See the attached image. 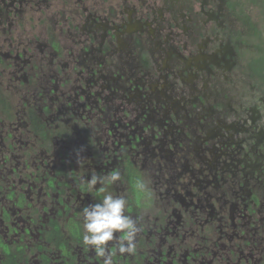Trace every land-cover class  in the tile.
Returning <instances> with one entry per match:
<instances>
[{"label":"rangeland","instance_id":"rangeland-1","mask_svg":"<svg viewBox=\"0 0 264 264\" xmlns=\"http://www.w3.org/2000/svg\"><path fill=\"white\" fill-rule=\"evenodd\" d=\"M253 2L0 0V94L12 103L9 110L0 111V182L3 183V179L6 181L12 174L14 185L19 187L21 181L22 184L25 182L21 179L24 172L37 170L38 166L40 180L30 181L32 186L25 189L33 203L28 208L26 219H29L33 207L39 209L43 222L55 215L57 193L48 190L47 194L45 190L47 174L53 173L55 167L63 164L68 170H75L80 180L97 172V175H105L115 167L122 170L125 150L140 166L142 179L147 185L136 207L142 214L134 212L130 215L141 229L138 236L159 226L162 228L170 219L168 229H176L179 237L184 230L188 234L179 242L177 239L176 245L186 246L188 252L203 247L214 252V256H229L241 236L213 235L211 226H200L191 215L202 210L212 225L223 223L219 215L224 212L217 211L218 204L215 202L217 199L219 203V191L226 186L230 192L242 191L235 194L245 192L246 196L249 195L247 188L229 182L226 166L239 175L243 168L235 161L243 156L242 150L249 149L250 154L255 156L263 150L256 139H260L259 135L255 137L249 132L245 135L243 130H237L243 124L241 117L246 116L244 109L250 105V100L264 101V87L258 89L253 77L244 69L247 57H253L264 49L262 27L256 29L258 35L244 24L246 17L257 11L249 8ZM50 27L61 47L59 55L49 43ZM136 34L147 46L149 67L141 62L142 56L132 44L131 36ZM69 53L72 59L68 58ZM76 54L81 57L77 58ZM85 61L100 62L96 83L91 76V80H84L85 71L78 75ZM135 61L140 64L138 68L134 66ZM210 61L219 64L222 61L227 67L234 61L235 65L226 72L213 69L212 75L205 71H202V76L195 75L193 69L197 68L196 65L203 66ZM134 75V88L130 87L131 82L126 78L121 79L122 76L130 78ZM79 76L81 79H78ZM153 79H158V83L153 84ZM55 80L60 83L56 90L68 88L73 91L76 85H81V97L91 92L93 98H98L101 105L106 106V116L108 114L109 117L102 124V129L96 127L98 121L92 120L86 109H76L78 104L87 103L84 99L76 102L74 110L79 113L74 117L67 110L68 116L63 120L64 113L55 106L60 104L59 98L50 99L59 95L49 92ZM67 80L69 82L62 85ZM171 81L174 85H170ZM114 86L118 90L112 91ZM36 91L46 94L44 103L48 98L47 104L52 107L48 110L43 108L45 105L34 99ZM32 105L39 107L48 128L57 130L54 127L61 126L71 129L70 133L75 128H88L93 130L97 140H92V145L86 147L87 151L74 150L71 145L63 148L66 147L62 145L63 139L50 136L46 140L40 139V142H36L37 138L30 140L17 125ZM255 105L252 117L260 119L258 121L263 126L256 124L264 129V104ZM110 118L112 125L119 118L122 121L113 128L108 124ZM17 127L20 131L13 137L8 136V131H17ZM233 127L236 129L232 131L230 128ZM29 140L32 144L36 142L35 147L32 146L34 152L29 153L31 155L21 148L25 142L28 146ZM73 140L74 137L65 139L72 143ZM234 164L235 168H232ZM200 168L202 174L197 172ZM219 178L227 183L220 184ZM176 183L182 188L176 187ZM107 190L114 195L126 193L121 180L108 185ZM4 197L6 195L0 192L1 204L11 206L10 200ZM64 199L79 208L80 212L82 206L94 203L81 192L68 193ZM181 199L187 203V208L182 205ZM261 203L263 208L260 210L257 205L258 211L251 215V226L257 228L259 236L264 232V201ZM211 205L215 207L214 213L207 215ZM190 212L193 213L190 215ZM24 214V209L12 214V221L19 232H23L28 225L25 217H21ZM176 214L181 221L172 227ZM144 216V220H148L146 225L142 224ZM245 218L239 219L243 221ZM150 222L155 224V228L149 226ZM37 227H30L35 236ZM172 243V239L168 238L164 242L165 248ZM144 248L155 250V247L147 245ZM49 255L53 256L52 253ZM30 259L34 262L31 264H40L37 256L31 255ZM237 262L236 259L234 264Z\"/></svg>","mask_w":264,"mask_h":264},{"label":"flooded vegetation","instance_id":"flooded-vegetation-1","mask_svg":"<svg viewBox=\"0 0 264 264\" xmlns=\"http://www.w3.org/2000/svg\"><path fill=\"white\" fill-rule=\"evenodd\" d=\"M254 2L251 7L249 6V8L257 9V11L255 10L254 14H249L246 17L244 24L248 25V27L253 29L254 33H257L258 35L260 34L256 29L262 27L263 34L261 33V35L264 37V0H254ZM232 6L235 7L233 4ZM53 34L54 32L52 27H50V32L48 34L50 38L49 43L52 46V49L56 52V55H59L61 52V47L59 41L57 38H55V36H53ZM131 38L133 39V46L138 48V54L142 56V58H140L141 62L145 66L149 67L150 61L147 57V46L145 45L143 39L139 34H136L135 36L132 35ZM106 44L108 45V43ZM233 44L236 45L235 42H233ZM104 49L106 50L107 48L105 47ZM243 55L245 54L243 53ZM143 56L145 58H143ZM76 57L79 58L81 56L76 54ZM68 58L72 59V55L70 53L68 54ZM83 58H86L85 55H83ZM246 60L247 64H244V69L248 71L250 77H253V81L254 83H257L258 89L263 88L264 49H262L260 53H256V55L253 57H247ZM134 64L135 68L140 66V64L136 61ZM234 65V61L229 67L224 66L222 61H220V64L216 61H210L203 66L196 65L197 68L193 70L195 75L198 76H202V71L212 75L213 69L214 71L221 70V72H226L231 70V67H234ZM99 66L100 62L95 63L89 61L87 63V61H85V64L82 65L83 68H80L78 75L85 71L87 72V75L85 76L84 80L90 78L91 76V78H93V83H96V75H99ZM165 76L167 77L168 75L166 74ZM165 76L164 78L166 80ZM122 78H126L129 82H131L130 87L134 88L132 82H134L136 78L135 75L130 76V78L122 76L121 79ZM78 79H81V77L79 76ZM158 81V79H153L152 83L157 84ZM68 82L69 80L63 82L62 85L65 86V84ZM53 83L54 84H52V86L49 88V92H55L59 95L56 97L54 94L55 96L51 97L50 99L53 100L54 98H59L60 104H56L55 106H57L64 113L63 120L68 116L67 110L70 111L75 117L76 114L79 113L74 110L76 107V102L84 99L87 101V103L82 102L84 105L78 104L76 109L80 108L81 111L86 109V111L89 112L87 115H92L93 117L91 116V119L98 121V124L96 123V127L99 130L102 129V124L104 121L107 122L109 116L108 114L106 116V106H102L101 101L98 100V98H93L91 92L90 94H87V96L81 97V92L83 90V86L81 85H76L73 91L68 88L56 90L60 86V83L57 80L53 81ZM172 84L174 85V83L171 81L170 85ZM114 87L115 88L112 91L118 90V87ZM35 93L36 95H33L34 99L36 101H41V104L45 105L43 108L46 107L48 110L49 107H52L47 104L49 101L48 98L45 99L46 103H44L46 94H41L38 91ZM250 102L251 106L248 105L246 110L244 109L246 116L241 117L243 124L240 125V128H237V130H243L245 135L247 132H249L250 135L253 134L255 137L259 135L260 139H256L259 141L261 147H263V150L258 152L256 156L251 155L249 149L242 150L243 156H239L235 161L237 166L239 165V167L243 168V171L239 175H235L233 173V169H231L230 166L229 168H227V166L225 168V171L228 173L229 182L232 185H241L242 187L247 188L249 195L246 196L245 192H243V194H235L242 193V191L230 192L229 188L226 186L223 191H219V203L217 199L215 202L218 204L217 211L223 210L224 212V214L219 215L223 218L224 222L218 223L217 225H212L210 219L204 215L205 211L202 213V210H200L199 213L195 212L193 215H191L193 212H190V215L194 217L197 224L202 227L207 225L211 226L210 229L213 231V235H219L222 233L224 235L236 234L241 236V239L236 241L233 245L229 256H225V254H222L220 257H217V255L214 256V252L211 250H204L203 247L198 248L197 251L191 250L188 252L186 246L184 247L183 245H176L175 241L177 239L179 242L182 239L187 238L188 234L187 231L184 230L179 237L178 231L176 229H168V224L172 221L169 219L165 224L162 225V228L161 226L155 228L153 227L155 224L150 222L149 226H152V228H155V230L149 233H142L140 236L137 234L136 254L130 256L127 254L120 255L117 253L114 257V264H116V261L123 264H234L236 259L238 260V264H264V232H261L259 236L257 228H253L254 225L251 226V215L258 211L257 205L259 206L260 210L263 208L261 201H264V129L259 128L260 126H257V124L260 125L261 122L258 121L260 119L252 117V110L254 106L255 108L257 107L255 105L256 103L264 104V101L259 102L258 99H252ZM11 104L12 103L9 101V99L0 94V111H6V109L9 110V108H11ZM40 111L41 110L36 105L29 106L27 114L24 115L23 120L17 125L19 128L21 127L23 129V133L28 134L27 138L30 140L37 138L36 142H40V139L46 140L49 139L50 136L56 138L57 140L63 139L64 141L62 140V145H66V147L63 148H69V145H71L74 150H86L88 147H90V145H92L91 142L93 139L97 140V138L94 137L93 130L88 128H75L76 130L73 133L69 132L71 129L68 130V128L61 126L54 127L57 130L48 128L46 122H44L40 115ZM217 112L218 109L215 113ZM247 119L249 122H247ZM121 121L122 118H119L117 123L112 125L110 118L108 124L114 128L117 127ZM66 126H68V124ZM247 127L249 128L246 129ZM230 129L233 131L236 129V127ZM19 131L20 130L18 127L17 131H8V136L13 137V134L18 133ZM256 131L257 133H255ZM68 137L75 138L73 143L70 141V143L65 141V139ZM30 140L28 142V146L27 142H25L21 147L24 152H27V155H31L29 153L34 152L32 150V146L35 147L36 143L35 142L32 144ZM81 140H84V142ZM65 150L67 151L68 149ZM123 152L124 154L121 161L122 170H120L118 167H115L114 169L121 172V181L125 184V196L128 200L126 214L132 215L134 212L136 214L139 212L142 214V212L137 208L138 204H140L143 190H138L136 188L137 180L142 179V171L140 166L134 162L131 155L126 153L125 150H123ZM212 166L215 168V164ZM232 168H235V164L232 166ZM197 172H203L202 168L197 170ZM39 174L38 166L37 170L35 169L31 171H25L23 178H21L22 180H25V182L22 184L23 181H21L19 183V187L14 185V177L11 178L12 174L10 177L6 178V181L4 178V182H0V192L4 193L6 195L4 198H8L12 204L11 206L6 207V205L1 204L0 202V264H31L33 262V258L32 260L30 259L31 255L37 256L40 260V264H102V260L96 257L92 250L86 248L82 244V213L80 212L79 208H75L72 203L65 201L64 199L68 193L80 194L81 192L83 195L93 199L94 203L99 202L102 200L104 195V193L99 191L101 185L96 186V189L92 192H88L86 191V185L82 184L81 180L76 175L75 170H68L63 164L57 166L55 167L53 173L47 174L45 187L47 194L48 190L57 193L55 200L58 203V207H56L54 213L55 215L50 216L47 222H43L40 218L41 214H39V209L33 207L31 214L28 216L29 219L27 220L26 213L29 210L28 208L32 207L33 203L28 199L25 189L32 186L31 182L40 180ZM68 179H72V181H68ZM219 180L221 181L220 184L227 183L220 178ZM176 187L182 188L179 183L176 185ZM181 203L187 208V203H185L182 199ZM83 207L84 206H82V208ZM23 209L25 210V214L21 217H25L26 221H28V225L25 227L23 232H19L18 227L12 221V214L16 211H22ZM214 209L215 207H212L211 205V210L207 215L214 213ZM173 214L175 215V213ZM176 216L177 219L172 227H176V225L180 224V217L178 214H176ZM241 217L245 218V220L241 221L239 219ZM144 218L145 216L142 217V224L146 225L148 220L146 221ZM36 225H38L37 229L35 228L37 231H35L37 236H35L32 231L30 232V227H35ZM117 235L120 234L118 233ZM168 238L172 239L173 243L165 248L164 242H166ZM143 239L147 241V244H145ZM207 239L209 240L210 238ZM142 243L145 245H142ZM113 245L114 241H110V250H114ZM146 245L152 248L155 247V250H148L144 248ZM50 253L53 254L52 257L49 255ZM193 255H196L198 258L194 257Z\"/></svg>","mask_w":264,"mask_h":264},{"label":"clouds","instance_id":"clouds-1","mask_svg":"<svg viewBox=\"0 0 264 264\" xmlns=\"http://www.w3.org/2000/svg\"><path fill=\"white\" fill-rule=\"evenodd\" d=\"M120 180L121 172L116 169L105 175L93 173L87 179L81 177L86 191L92 192L100 184L99 191L104 193L101 201L90 203L81 210L82 244L92 250L102 260V264H114L117 253L131 256L137 252V234L141 229L137 220L126 214L128 200L125 195H114L107 190L108 185L116 184ZM146 187L143 179L137 180L138 190ZM110 241H114V250H110Z\"/></svg>","mask_w":264,"mask_h":264}]
</instances>
